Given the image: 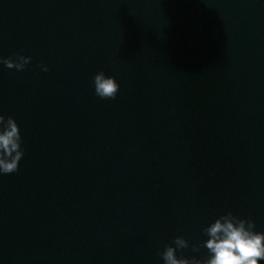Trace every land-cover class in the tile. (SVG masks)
<instances>
[{"label":"water","instance_id":"1","mask_svg":"<svg viewBox=\"0 0 264 264\" xmlns=\"http://www.w3.org/2000/svg\"><path fill=\"white\" fill-rule=\"evenodd\" d=\"M16 53L32 59L0 65L24 148L0 175V264H162L226 211L264 231V0H0Z\"/></svg>","mask_w":264,"mask_h":264},{"label":"clouds","instance_id":"2","mask_svg":"<svg viewBox=\"0 0 264 264\" xmlns=\"http://www.w3.org/2000/svg\"><path fill=\"white\" fill-rule=\"evenodd\" d=\"M32 57L20 53L14 57L0 56V65L8 69L22 71ZM41 70L48 71L41 64ZM94 94L100 99H114L119 84L104 71L92 77ZM24 156L22 136L13 117L0 114V175L14 173ZM205 239L200 244L189 245L183 236H175L170 244L158 251L162 264H262L264 262V231H257L252 219L242 218L226 211L210 220L201 228ZM207 250L203 257L177 255L182 249L192 248L198 252L200 247Z\"/></svg>","mask_w":264,"mask_h":264}]
</instances>
